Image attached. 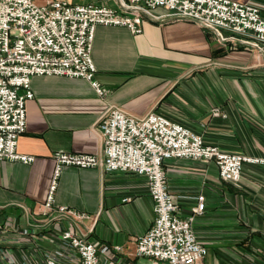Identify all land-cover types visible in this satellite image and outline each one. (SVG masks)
I'll return each mask as SVG.
<instances>
[{
	"label": "crops",
	"instance_id": "obj_1",
	"mask_svg": "<svg viewBox=\"0 0 264 264\" xmlns=\"http://www.w3.org/2000/svg\"><path fill=\"white\" fill-rule=\"evenodd\" d=\"M235 1L258 7L264 18V0ZM74 2L118 7L117 0ZM142 29L132 34L123 26L95 27L91 57L95 79L108 89L104 97L82 78H31L34 96L17 150L35 159L0 160V264H46L45 254L62 245L64 226L98 244H118L123 260L137 261L134 238L155 217L144 175L64 166L55 204L89 217L61 224L43 212L53 152L99 154L97 124L110 105L135 116L156 109L224 152L264 157V52L222 42L189 19H144ZM213 107L226 117H213ZM164 171L182 210L191 197L205 196L206 209L194 222L209 251L201 264H264V164L246 162L237 183L222 180L214 162L170 158Z\"/></svg>",
	"mask_w": 264,
	"mask_h": 264
},
{
	"label": "built area",
	"instance_id": "obj_2",
	"mask_svg": "<svg viewBox=\"0 0 264 264\" xmlns=\"http://www.w3.org/2000/svg\"><path fill=\"white\" fill-rule=\"evenodd\" d=\"M112 8L92 2L67 0H0V160L30 164L35 156L17 150L26 129V104L34 94L33 76L82 78L100 97L108 89L95 79L91 49L95 27L123 26L132 34L142 32L144 19L162 23L189 19L212 30L222 42L264 52V18L258 7L235 0H117ZM161 8L162 13L155 10ZM225 118L221 107L210 109ZM97 129L99 154L53 152L54 168L43 212L65 220L81 221L89 214L55 204L58 179L64 166L99 168L104 172L144 175L153 202L154 220L134 238L132 259L147 264H201L208 247L196 235L194 222L206 209L205 196L191 197L184 211L169 191L164 161L189 158L214 162L222 180L237 183L246 162L264 164V157L222 151L205 142L203 135L152 109L135 116L110 105ZM61 247L45 254L46 264H139L123 260L122 247L98 244L76 234L68 226L59 229ZM243 264V263H225Z\"/></svg>",
	"mask_w": 264,
	"mask_h": 264
},
{
	"label": "rangeland",
	"instance_id": "obj_3",
	"mask_svg": "<svg viewBox=\"0 0 264 264\" xmlns=\"http://www.w3.org/2000/svg\"><path fill=\"white\" fill-rule=\"evenodd\" d=\"M44 1H45V0H37L38 3H42V2H44ZM67 1H69V2H74L75 0H67ZM207 256H208V255H207ZM136 262L139 263V264H147L149 261H148L147 258L140 257V258L137 259ZM205 263H206V260L204 261V264H205Z\"/></svg>",
	"mask_w": 264,
	"mask_h": 264
}]
</instances>
